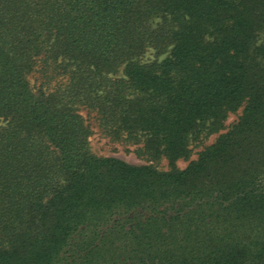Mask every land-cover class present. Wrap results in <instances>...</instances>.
<instances>
[{"label":"trees","instance_id":"1","mask_svg":"<svg viewBox=\"0 0 264 264\" xmlns=\"http://www.w3.org/2000/svg\"><path fill=\"white\" fill-rule=\"evenodd\" d=\"M0 120V264H264V0H0Z\"/></svg>","mask_w":264,"mask_h":264},{"label":"rangeland","instance_id":"2","mask_svg":"<svg viewBox=\"0 0 264 264\" xmlns=\"http://www.w3.org/2000/svg\"><path fill=\"white\" fill-rule=\"evenodd\" d=\"M168 54V50L159 53L157 50L148 48L142 56V61H150L154 59H161ZM115 76H122V68H118L116 72L109 73ZM38 74L35 72L29 76L31 84L37 86L39 83ZM65 77L63 75H57L49 81L48 85H45L42 89L48 91L53 90L60 83H65ZM58 82V83H57ZM36 88V87H35ZM74 108L77 109L78 113L82 116L84 123L86 124L89 135V146L95 155L98 156H110L116 157L121 160H124L130 164L134 165H151L159 171H167L170 169L168 161L161 157L159 159H151L148 157L142 149V144L129 140L122 135L120 137L109 136L103 129L100 127L97 119V114L94 110L87 108L86 106L75 103L73 104ZM243 107H240L235 112H230L227 118L224 120L223 129L208 133L205 130L201 131L200 134L196 137H192L190 140L191 153L188 158H179L175 162V166L179 169L185 168L188 163L192 160H195L198 156V153L207 145L213 143L215 139L223 132L228 130V128L237 121L238 117L242 113ZM4 124L3 120H0V125Z\"/></svg>","mask_w":264,"mask_h":264}]
</instances>
